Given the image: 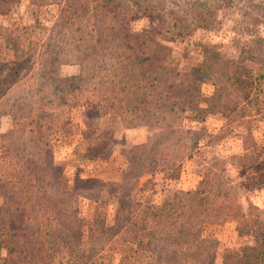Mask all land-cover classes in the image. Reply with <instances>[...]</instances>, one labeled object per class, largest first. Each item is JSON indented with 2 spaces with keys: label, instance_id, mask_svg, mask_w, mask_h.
<instances>
[{
  "label": "trees",
  "instance_id": "1",
  "mask_svg": "<svg viewBox=\"0 0 264 264\" xmlns=\"http://www.w3.org/2000/svg\"><path fill=\"white\" fill-rule=\"evenodd\" d=\"M30 2L37 10L58 4L59 14L52 27L30 25L0 51V248L6 250L1 264H117L118 249L130 241L147 250L174 246L164 256L169 264L217 261V252L211 260L207 256L203 224L240 208L228 195L236 193L233 184L244 174L227 176L230 183L224 184L226 177L214 168L200 169L193 187L171 191L161 204L142 201L137 180L161 161L194 157L198 141L183 125L188 115L200 122L208 114L236 120L238 107L254 103L264 85L255 65L216 47L184 71L166 56L163 36L171 28L180 36L206 29L208 6L213 19L225 6H264V0ZM63 64H78L80 73L63 77ZM209 85L213 90L207 92ZM102 102L125 125L171 133L128 149L129 180L108 184L117 196L111 225L76 213L75 196L98 201L100 185L80 172L70 183L56 161V142L71 133L77 114ZM4 214L10 216L8 227L2 225ZM261 240L228 255L234 263H264Z\"/></svg>",
  "mask_w": 264,
  "mask_h": 264
},
{
  "label": "rangeland",
  "instance_id": "2",
  "mask_svg": "<svg viewBox=\"0 0 264 264\" xmlns=\"http://www.w3.org/2000/svg\"><path fill=\"white\" fill-rule=\"evenodd\" d=\"M246 4L247 8L225 6L213 19L209 17L212 8L208 6L204 10L207 28L189 36H180L171 28V32L163 36L166 56L174 58L182 70L190 71L203 61L208 48L216 47L230 58L252 63L264 77V6ZM58 14V4L37 10L30 0L0 1V51L7 50L8 38L25 33L30 25L40 22L52 27ZM79 73L78 64L61 66L63 77ZM211 90L213 88L209 85L207 92ZM236 114V120L208 114L203 122L195 120L194 114L188 115L183 125L194 130L192 136L198 141L194 146V157L161 161L137 180L138 197L144 202L161 204L172 196L171 191L193 187L200 169L214 168L213 173L226 177L222 179L224 184L230 183L227 176L244 174L237 187L233 184L236 193L228 195V200L231 196L234 203L238 200L240 208L233 207L232 214L226 212L223 218H211L203 224L207 256L211 260L214 253L218 255V260L211 264L226 261L231 262L227 264H245L236 259L234 263L228 255L229 250L238 252L244 245L255 244L256 237L264 241V85L256 93L254 103L238 107ZM170 134L163 127L151 129L147 125H125L119 116L110 112L106 102H102L98 109L78 113L71 133L56 142V161L64 165L70 183L78 172L95 178L101 188L96 193H100L101 199L91 200L86 194L78 193L75 196L76 213L86 218L103 217L108 224H114L117 196L110 193L109 185L129 180L128 149L153 136L162 138ZM179 138L173 137V141ZM9 224L10 216L4 214L2 225L8 227ZM88 233L86 227V237ZM173 247L165 244L157 250H147L137 241H130L118 249L115 262L169 264L164 256L168 257ZM260 252L264 255V246ZM5 253L6 250L0 248V264ZM247 262L259 264L252 260Z\"/></svg>",
  "mask_w": 264,
  "mask_h": 264
},
{
  "label": "crops",
  "instance_id": "3",
  "mask_svg": "<svg viewBox=\"0 0 264 264\" xmlns=\"http://www.w3.org/2000/svg\"><path fill=\"white\" fill-rule=\"evenodd\" d=\"M211 115H213V114H211ZM206 123H207V121H206Z\"/></svg>",
  "mask_w": 264,
  "mask_h": 264
}]
</instances>
